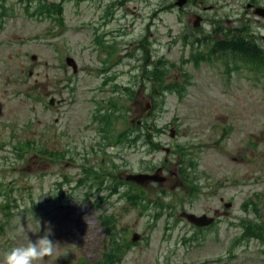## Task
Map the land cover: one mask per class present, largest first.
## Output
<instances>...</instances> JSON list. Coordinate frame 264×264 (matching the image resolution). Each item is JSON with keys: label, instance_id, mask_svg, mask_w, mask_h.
<instances>
[{"label": "rangeland", "instance_id": "rangeland-1", "mask_svg": "<svg viewBox=\"0 0 264 264\" xmlns=\"http://www.w3.org/2000/svg\"><path fill=\"white\" fill-rule=\"evenodd\" d=\"M43 1L60 0H6L4 6L0 5V181L12 184L14 178L13 184L18 182L11 195L17 201L12 202L13 206L0 208V225L5 223L0 229V264H4L6 252L46 235L48 228L49 238L55 243L53 255L35 264H77L81 257L92 264L98 262L111 240L100 223L102 211L96 201L108 194L106 202H100L118 216L117 230L121 235L131 239L135 231L143 234L136 244L130 240L133 245L123 261L113 264H264L263 243L242 235L239 241L236 239L248 225L242 226L241 220L264 223V79L257 81L255 73L244 68L227 77L221 60L183 65L179 61L188 54L189 47L171 43V39H181L186 30L194 37L204 36L215 20L222 26L248 25L249 17L244 12L248 0H202L196 4L190 0L185 11H164L156 17H151L152 10L170 0H69L63 5V26L56 18L40 12ZM107 11L111 17L106 20ZM194 12L206 16L200 31H193L188 23ZM253 23L256 28L261 26V21L253 19ZM148 25L150 53L136 47ZM123 26L127 34L116 55H112L117 62L123 59V64L109 72L118 73L116 81L106 84L96 69L101 65V53L95 40L102 35H95L93 27L100 32L106 28L122 30ZM128 27L135 28L132 35ZM120 34L116 31L104 39ZM126 50L133 55L123 58ZM68 55L80 64L76 76L65 64ZM162 56L184 66L192 81L184 97L167 95L162 107L149 115L147 104L152 101L137 82L140 68L136 66ZM165 69L171 70L165 81L181 79L179 65ZM115 82L131 84L138 90L135 97L129 98L126 89L114 91L121 104L123 98L126 101L124 108H131L130 115L119 107L115 113L101 110L108 119L107 125L100 119L93 121L94 100L111 96ZM51 97L63 101L51 106ZM141 116L154 125L149 132L154 134L152 141L159 142L157 149L149 152V143L144 140L135 147L105 146V159L99 154L94 160L104 162L96 167L119 175L121 170L126 174L142 169L146 163L142 161L161 166L166 159L169 167L164 173L168 180L162 186L148 185L146 192L157 197L164 187L177 196L187 186L177 173L183 162L194 172L192 176L201 178L204 187L195 200L186 198L185 203H176L156 220L154 211L143 214L111 191L112 176L107 177L105 189L93 191L91 197L85 196L88 190L84 186L71 190L75 183L72 181L61 190L63 201L55 200V184L65 175L58 172L64 170L73 180L80 176L79 162H84V151L99 144L98 129H104L101 137L113 144L119 129L130 119L136 123ZM220 125L223 129L229 125L230 129L223 132ZM172 128L176 131L174 138L170 136ZM20 140L21 152H25L22 157L13 146ZM66 148L78 154L66 155ZM181 150L187 159L178 156ZM248 199L251 201L243 204ZM4 200L0 197L1 203ZM225 202H232V207L228 209ZM182 207L197 214L207 213L215 222L195 231L177 220ZM194 231L196 238L191 239Z\"/></svg>", "mask_w": 264, "mask_h": 264}, {"label": "trees", "instance_id": "trees-1", "mask_svg": "<svg viewBox=\"0 0 264 264\" xmlns=\"http://www.w3.org/2000/svg\"><path fill=\"white\" fill-rule=\"evenodd\" d=\"M2 1H5V0H2ZM49 5L50 4L47 3V4H45L44 8L41 7L40 12H42V11L43 12H46V15L47 16H53L51 14L54 13V12L58 13L56 19H57V21L60 24H62L64 22V17H63V14H62V10H63L62 4H52L53 8H52V6H49ZM237 48L241 52H244L246 49H248V48H246L245 44L242 43V42L237 45ZM256 57H257V54L256 53H253V54L246 53L245 54V59H256ZM155 69L157 70V73L160 72V68H159L158 65H156ZM152 73H153V75L155 74L154 71H152ZM150 79H151V81H153V78H150ZM163 83L160 84V87L161 88H165V86L163 85ZM179 86H180V83L179 82H173V83H170L167 87L176 88L177 90L180 91V87ZM129 92L130 93H135V89L132 88V89L129 90ZM124 137H126V133H120V135H119V137H118L117 140L118 141H121ZM145 140H146V138H145ZM147 141H148V139H147ZM181 170H182L181 175L184 178L188 179L189 178V175H188V173L186 171L187 170V167H181ZM193 190H194V187H193ZM133 196H135V195H132L131 198ZM166 207H169V205L166 206ZM166 207H165V205L163 203H160L159 204V207L157 208V212H156L157 213L156 218H159L161 216V211H163V209L166 208ZM104 218H105L106 223H109V221H111V219L109 217H107V216H104ZM244 223L248 224L246 226L247 230L248 229H254L253 231H246V235H252L254 237H257V238H259L264 243V227H259V226L253 225L254 224L253 222H244ZM122 248H123L122 245H118L117 248L114 247L115 251H112V249H110V248L107 247V251L104 253L105 260H103V261L100 260L96 264H110L117 256H120V251H121ZM85 263L86 264H90L88 261H85Z\"/></svg>", "mask_w": 264, "mask_h": 264}, {"label": "clouds", "instance_id": "clouds-1", "mask_svg": "<svg viewBox=\"0 0 264 264\" xmlns=\"http://www.w3.org/2000/svg\"><path fill=\"white\" fill-rule=\"evenodd\" d=\"M46 233L27 245L16 246L6 252L4 264H35L52 256L55 243L49 238L51 229L48 228Z\"/></svg>", "mask_w": 264, "mask_h": 264}, {"label": "water", "instance_id": "water-1", "mask_svg": "<svg viewBox=\"0 0 264 264\" xmlns=\"http://www.w3.org/2000/svg\"><path fill=\"white\" fill-rule=\"evenodd\" d=\"M187 2V0H176V4L177 5H179V6H183L185 3ZM257 13L258 14H260V15H263L264 16V9H259V12H258V10H257ZM198 22V23H197ZM199 24V21L197 20L196 22H195V25L197 26ZM70 59V58H69ZM69 59H68V62L70 63V64H72V60L70 59V61H69ZM144 176V178H142ZM138 177V179L137 178H134V177H132V176H128L127 177V179H130V180H136V181H138V182H140V183H142V182H144V181H147L148 179H150V178H152V179H160V180H164V177L162 178L159 174H157V175H154V176H146V175H141V176H137ZM143 180V181H142ZM151 180V179H150ZM231 204H227V206H230ZM203 218H205V217H203ZM212 218H208V217H206L205 218V220L204 221H201V222H198V224H200V225H205V224H209V223H211L212 222Z\"/></svg>", "mask_w": 264, "mask_h": 264}]
</instances>
